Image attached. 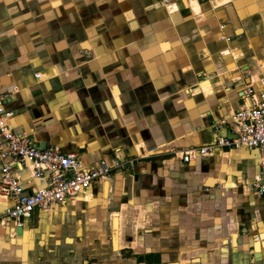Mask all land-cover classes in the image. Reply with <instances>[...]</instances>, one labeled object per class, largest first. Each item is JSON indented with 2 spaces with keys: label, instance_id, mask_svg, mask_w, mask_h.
I'll use <instances>...</instances> for the list:
<instances>
[{
  "label": "crops",
  "instance_id": "0c3cea01",
  "mask_svg": "<svg viewBox=\"0 0 264 264\" xmlns=\"http://www.w3.org/2000/svg\"><path fill=\"white\" fill-rule=\"evenodd\" d=\"M246 87L264 93V0H0L11 129L85 168L135 160L22 227L0 219V264H264L257 150L198 154L235 136Z\"/></svg>",
  "mask_w": 264,
  "mask_h": 264
},
{
  "label": "built area",
  "instance_id": "2783aa9c",
  "mask_svg": "<svg viewBox=\"0 0 264 264\" xmlns=\"http://www.w3.org/2000/svg\"><path fill=\"white\" fill-rule=\"evenodd\" d=\"M36 74L35 78H41ZM251 98L250 105L241 106L232 115L233 138L216 137L209 147L198 150L208 154L214 147L226 149H254L258 152V174L248 185L249 190L264 199V93L255 96L250 87L243 91ZM13 112L4 107L0 93V194L12 201V206L1 217L22 227L34 211L48 212L67 199L86 192L91 184L108 179L113 173L132 170L135 160L108 163L100 160L92 168H85L75 155L63 154L57 148H39L29 136L11 129L9 120ZM191 152H182L187 162ZM28 172L33 179H44L45 186L26 189L20 173Z\"/></svg>",
  "mask_w": 264,
  "mask_h": 264
}]
</instances>
